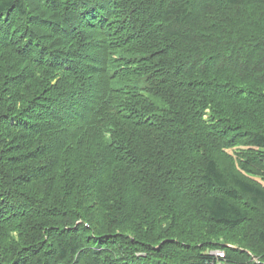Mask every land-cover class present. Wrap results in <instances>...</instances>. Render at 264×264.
<instances>
[{"label": "trees", "instance_id": "obj_1", "mask_svg": "<svg viewBox=\"0 0 264 264\" xmlns=\"http://www.w3.org/2000/svg\"><path fill=\"white\" fill-rule=\"evenodd\" d=\"M217 261L264 264V0H0V264Z\"/></svg>", "mask_w": 264, "mask_h": 264}, {"label": "built area", "instance_id": "obj_2", "mask_svg": "<svg viewBox=\"0 0 264 264\" xmlns=\"http://www.w3.org/2000/svg\"><path fill=\"white\" fill-rule=\"evenodd\" d=\"M210 254H213L217 259L223 260V258H225V252L221 249L212 250ZM217 262L218 264H225V262L222 261H217Z\"/></svg>", "mask_w": 264, "mask_h": 264}, {"label": "rangeland", "instance_id": "obj_3", "mask_svg": "<svg viewBox=\"0 0 264 264\" xmlns=\"http://www.w3.org/2000/svg\"><path fill=\"white\" fill-rule=\"evenodd\" d=\"M225 264H228L227 262ZM231 264V263H230Z\"/></svg>", "mask_w": 264, "mask_h": 264}]
</instances>
